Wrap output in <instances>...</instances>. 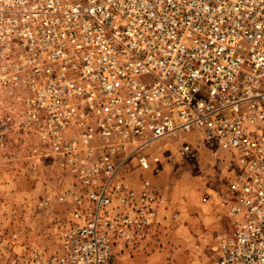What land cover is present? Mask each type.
Here are the masks:
<instances>
[{
	"label": "built area",
	"instance_id": "built-area-1",
	"mask_svg": "<svg viewBox=\"0 0 264 264\" xmlns=\"http://www.w3.org/2000/svg\"><path fill=\"white\" fill-rule=\"evenodd\" d=\"M7 96L71 178L45 264H112L121 243L149 235L160 195L124 170H156L145 150L187 132L232 172L205 264H264V0H0Z\"/></svg>",
	"mask_w": 264,
	"mask_h": 264
},
{
	"label": "rangeland",
	"instance_id": "rangeland-1",
	"mask_svg": "<svg viewBox=\"0 0 264 264\" xmlns=\"http://www.w3.org/2000/svg\"><path fill=\"white\" fill-rule=\"evenodd\" d=\"M20 111L17 101L2 99L0 117L9 122L0 142V264H45L61 248L70 212L59 195L71 178L54 149L19 121ZM145 151L159 156L156 170L134 165L123 174L133 186L139 175L150 177L161 198L160 223L135 244L121 243L112 264H205L214 235L227 225L232 172L224 151L195 132L166 136Z\"/></svg>",
	"mask_w": 264,
	"mask_h": 264
},
{
	"label": "bare ground",
	"instance_id": "bare-ground-1",
	"mask_svg": "<svg viewBox=\"0 0 264 264\" xmlns=\"http://www.w3.org/2000/svg\"><path fill=\"white\" fill-rule=\"evenodd\" d=\"M131 158H132L131 160H133L134 157H131Z\"/></svg>",
	"mask_w": 264,
	"mask_h": 264
}]
</instances>
